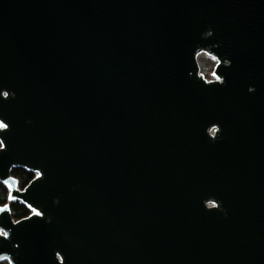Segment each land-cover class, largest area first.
I'll return each instance as SVG.
<instances>
[{
    "label": "water",
    "instance_id": "obj_1",
    "mask_svg": "<svg viewBox=\"0 0 264 264\" xmlns=\"http://www.w3.org/2000/svg\"><path fill=\"white\" fill-rule=\"evenodd\" d=\"M0 141V262L264 264V0H0Z\"/></svg>",
    "mask_w": 264,
    "mask_h": 264
},
{
    "label": "trees",
    "instance_id": "obj_2",
    "mask_svg": "<svg viewBox=\"0 0 264 264\" xmlns=\"http://www.w3.org/2000/svg\"><path fill=\"white\" fill-rule=\"evenodd\" d=\"M2 143L0 141V148ZM12 176L19 181V189L24 190L31 181L35 179L37 174L24 168H15L12 170ZM10 189L0 181V207L10 205L11 213L15 221L22 220L32 215V210L20 201L9 200ZM0 264H10L7 260L0 262Z\"/></svg>",
    "mask_w": 264,
    "mask_h": 264
},
{
    "label": "rangeland",
    "instance_id": "obj_3",
    "mask_svg": "<svg viewBox=\"0 0 264 264\" xmlns=\"http://www.w3.org/2000/svg\"><path fill=\"white\" fill-rule=\"evenodd\" d=\"M201 63H204L205 65V71L212 77L214 78V68L216 66L217 61L212 58L207 56L206 54L201 55Z\"/></svg>",
    "mask_w": 264,
    "mask_h": 264
},
{
    "label": "built area",
    "instance_id": "obj_4",
    "mask_svg": "<svg viewBox=\"0 0 264 264\" xmlns=\"http://www.w3.org/2000/svg\"><path fill=\"white\" fill-rule=\"evenodd\" d=\"M214 79V78H213Z\"/></svg>",
    "mask_w": 264,
    "mask_h": 264
}]
</instances>
